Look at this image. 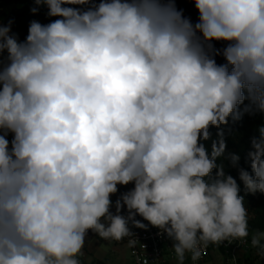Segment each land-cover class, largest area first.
<instances>
[{"label": "clouds", "instance_id": "clouds-1", "mask_svg": "<svg viewBox=\"0 0 264 264\" xmlns=\"http://www.w3.org/2000/svg\"><path fill=\"white\" fill-rule=\"evenodd\" d=\"M193 2L195 24L175 0H34L60 18L31 21L23 42L0 24V264H81L89 231L133 247L137 215L174 241L176 264L249 237L237 180L216 163L222 133L210 155L200 141L245 99L264 113V0ZM258 131L254 175L239 169L251 193H264Z\"/></svg>", "mask_w": 264, "mask_h": 264}, {"label": "trees", "instance_id": "trees-1", "mask_svg": "<svg viewBox=\"0 0 264 264\" xmlns=\"http://www.w3.org/2000/svg\"><path fill=\"white\" fill-rule=\"evenodd\" d=\"M96 3H99L100 0H95ZM176 7L179 10L183 11V15L195 24L199 19V12L195 7L193 0H175ZM70 7H78L79 5H66ZM38 8L36 13L31 11L32 8ZM48 8L46 5H36L34 0H0V22H2L5 26H8L9 21L11 23V34L13 32L14 27L17 23L25 21V20H37L41 19L44 21V24H48L55 19H59L60 17H51L48 15ZM25 39H18L19 42H23ZM215 47L217 49H223L226 46L227 42L224 41H213ZM3 62L7 63V52L3 53V56L0 57ZM218 64L226 63L222 55L215 57ZM249 105V101L245 99V101L239 105L238 111L240 112L239 119H233L232 116L228 118L227 124H221L219 128L210 127V139L201 140L200 142L205 145V148L208 151V154H211L212 143L214 141H219L221 139L220 133H222V138L226 143V150L223 156L217 158L216 163L218 165L224 166V171L226 175H231L233 178L237 180L239 185L240 192L239 194L244 198V205L249 214L248 218V229H249V239H251L252 235L256 232H264V193L249 192L243 182L239 179V169H244L249 172L250 175H254L252 173V169L250 166V160L248 158V152L252 151L251 140L256 137H259L258 129L261 126H264V113L251 110L246 111V106ZM231 154H236L240 157L238 161V165L233 167L229 156ZM216 176V169L213 170L211 177L206 178L209 181L214 179ZM134 188V184L130 183L128 185H118V192L111 196V200L113 202L112 206L115 208V201L120 198V196ZM121 215L127 216V209H122ZM135 219L140 220L142 223L144 222L143 218L139 215L135 217ZM129 228L136 236L140 232V228H136L129 222ZM96 237L100 240H104L97 236L92 231L88 232L84 250L87 249L88 246V238ZM128 239L117 242L113 241L117 245H123L128 243ZM264 243V241H262ZM253 253L246 259V264H253L252 259L259 260L262 258L260 255V249L254 248L252 250Z\"/></svg>", "mask_w": 264, "mask_h": 264}, {"label": "built area", "instance_id": "built-area-1", "mask_svg": "<svg viewBox=\"0 0 264 264\" xmlns=\"http://www.w3.org/2000/svg\"><path fill=\"white\" fill-rule=\"evenodd\" d=\"M147 225L146 229H141L135 236L137 243L132 249V258L134 264H166L165 252L163 246L168 242L169 238L166 235H161L158 228L152 227L146 220L143 222ZM218 247L223 250L225 264H242L239 257V252L244 250L251 252L254 248L251 246V239L234 240L229 243L227 240L219 245H209L205 250L206 254L202 255L201 259L195 264H204L208 259L211 249ZM171 259H174V252L170 253ZM187 264H192L188 262Z\"/></svg>", "mask_w": 264, "mask_h": 264}, {"label": "crops", "instance_id": "crops-1", "mask_svg": "<svg viewBox=\"0 0 264 264\" xmlns=\"http://www.w3.org/2000/svg\"><path fill=\"white\" fill-rule=\"evenodd\" d=\"M78 8L86 10L87 6H78ZM31 21L33 20H25L17 23L13 29L12 34H14L17 39H26ZM35 21L44 24V21L41 19H37ZM0 24L4 25L2 22H0ZM12 138V134L10 133L7 139L11 141ZM110 211L113 214H116V208H114L113 206L111 207ZM173 243L174 241L169 238L168 242L163 246L165 258L167 260L166 264H176V257H174V259H171L170 257V253L173 252ZM83 252L84 255L79 257L81 264H134L132 258V249L128 246V243L117 245L113 241L100 240L96 237L91 236L88 238L87 249H83ZM249 254L250 252H246L244 250H241L239 252V257L242 262L247 258ZM208 259L204 264H214ZM188 262H191L190 254L186 256L185 264H187Z\"/></svg>", "mask_w": 264, "mask_h": 264}, {"label": "rangeland", "instance_id": "rangeland-1", "mask_svg": "<svg viewBox=\"0 0 264 264\" xmlns=\"http://www.w3.org/2000/svg\"><path fill=\"white\" fill-rule=\"evenodd\" d=\"M87 6V5H85ZM88 7V6H87ZM249 214H248V218H249ZM253 252L251 251L250 254L247 256V258H249V256L252 254ZM255 254V253H253ZM246 258V259H247ZM246 259L242 262V264H246ZM210 262H213L214 264H225V257H224V252L222 249L218 248V247H213L211 249V253L209 255V259ZM253 264H264V257L260 258L259 260H254L252 259Z\"/></svg>", "mask_w": 264, "mask_h": 264}]
</instances>
